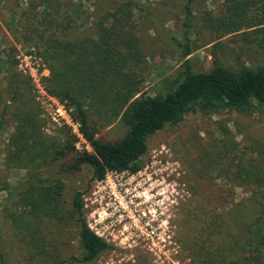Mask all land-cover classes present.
<instances>
[{"label":"rangeland","instance_id":"rangeland-1","mask_svg":"<svg viewBox=\"0 0 264 264\" xmlns=\"http://www.w3.org/2000/svg\"><path fill=\"white\" fill-rule=\"evenodd\" d=\"M121 1L0 0V86L9 73L7 55L11 49L16 68V56L30 52L39 56V44H35V35H30L31 25L54 20L66 27L59 29V36L69 40L89 37L96 32L99 16ZM136 1L139 9L134 11L133 23L143 55V61L134 67L141 79L139 95L155 96L164 93L167 81L183 71L182 50L176 41L185 43L187 0ZM222 1L192 0L190 4L191 53L187 58L191 70L207 72L216 61L234 70L264 67V55L255 47L239 50V44L231 43L229 36L213 41L215 35L202 28L200 15L204 11L217 14ZM217 42L222 47L213 52L212 45ZM48 75L45 67L38 72L43 87V78ZM29 79L34 100L47 121L46 132L53 134L65 128L75 138L77 151H90L78 135L73 110ZM90 118L94 120L95 116L91 114ZM11 131L9 126L0 133V250L6 263L53 264V260L80 259L82 248L74 220L56 223L44 219L37 224V242L44 254L14 234L8 214L22 210L21 193L33 177L26 170L6 171L2 166V149ZM126 131L117 120L99 128L94 136L101 141H117ZM251 139L264 141V107L248 115L230 110L196 111L178 125L167 126L147 138V152L135 174L113 172L102 181H91L92 170L87 165L78 172L58 174L49 167L42 174L63 183L64 210L71 209L76 192L81 194L87 224L111 247L90 264H186L185 243L192 240L204 218L220 214V234H239V225L252 218L251 207L233 206L249 197L248 190L232 186L228 172L222 173L234 156L243 153L247 158L256 157L248 149ZM218 238V234L212 235L213 241Z\"/></svg>","mask_w":264,"mask_h":264},{"label":"trees","instance_id":"trees-1","mask_svg":"<svg viewBox=\"0 0 264 264\" xmlns=\"http://www.w3.org/2000/svg\"><path fill=\"white\" fill-rule=\"evenodd\" d=\"M191 2L187 0L184 6L185 43L176 41L182 50L183 71L167 81L164 93L155 96L139 95L141 79L134 67L143 55L133 23L134 11L139 9L136 0H123L99 16L94 35L81 39L59 36V29L66 27L54 20L31 25L30 35H35L38 55L49 72L43 78L44 89L73 110L79 134L90 151H77L75 138L65 128L46 132L47 121L34 100L30 79L17 71L14 50L8 53L9 73L0 86V133L9 126L12 131L2 149V166L6 171L26 170L33 177L21 193L22 210L8 218L14 234L40 254L45 250L37 242L39 222H76L80 259L53 260V264H90L111 247L89 228L81 194L76 192L71 209L64 210L63 183L54 176L44 177L43 170L78 172L87 165L92 170L91 181H102L113 172L135 174L147 152V138L178 125L189 113L230 110L248 115L264 107L263 66L234 70L216 61L207 72L191 70L187 58L191 53ZM200 20L202 28L215 35L213 41L229 36L239 50L253 46L264 55V0H223L217 14L204 11ZM218 43L212 45L213 52L222 47ZM117 120L127 129L123 138H95L99 128ZM248 149L255 158L243 153L234 156L222 173L228 172L232 186L248 190L249 197L233 206L251 207L252 218L239 225V234H220V214L204 218L192 240L185 243L186 264H264V141L251 139ZM215 233L219 238L213 241ZM0 264H7L1 250Z\"/></svg>","mask_w":264,"mask_h":264},{"label":"built area","instance_id":"built-area-1","mask_svg":"<svg viewBox=\"0 0 264 264\" xmlns=\"http://www.w3.org/2000/svg\"><path fill=\"white\" fill-rule=\"evenodd\" d=\"M16 60L18 63L17 64L18 71L24 75L29 76L31 80L34 83H36L37 88L45 92L43 85H41L37 79L38 72H40L41 69H44L45 67L41 58L35 55L34 52H30L28 54H21V55L16 56ZM78 129H79V125L77 124V130ZM78 135L80 136L81 139H83L82 136L79 134V130H78ZM95 233L99 236L97 232Z\"/></svg>","mask_w":264,"mask_h":264}]
</instances>
